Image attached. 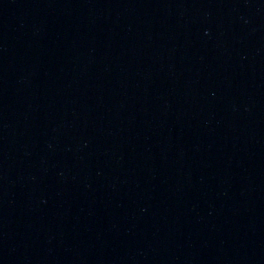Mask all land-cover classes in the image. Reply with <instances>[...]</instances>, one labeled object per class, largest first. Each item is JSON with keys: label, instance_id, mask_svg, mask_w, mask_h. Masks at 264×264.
I'll return each instance as SVG.
<instances>
[{"label": "water", "instance_id": "water-1", "mask_svg": "<svg viewBox=\"0 0 264 264\" xmlns=\"http://www.w3.org/2000/svg\"><path fill=\"white\" fill-rule=\"evenodd\" d=\"M0 264H264V0H0Z\"/></svg>", "mask_w": 264, "mask_h": 264}]
</instances>
